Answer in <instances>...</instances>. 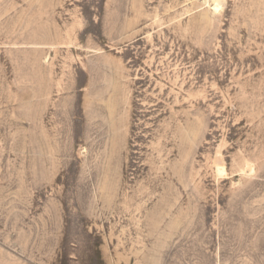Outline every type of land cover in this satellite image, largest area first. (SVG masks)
Returning <instances> with one entry per match:
<instances>
[{"label": "rangeland", "instance_id": "rangeland-1", "mask_svg": "<svg viewBox=\"0 0 264 264\" xmlns=\"http://www.w3.org/2000/svg\"><path fill=\"white\" fill-rule=\"evenodd\" d=\"M218 1L0 0V264H264V0Z\"/></svg>", "mask_w": 264, "mask_h": 264}, {"label": "bare ground", "instance_id": "bare-ground-1", "mask_svg": "<svg viewBox=\"0 0 264 264\" xmlns=\"http://www.w3.org/2000/svg\"><path fill=\"white\" fill-rule=\"evenodd\" d=\"M217 3H216V5L214 6V8L216 9V10H218L219 9V6H220V2L218 1V0H215ZM222 172L224 171V168H222V170H221Z\"/></svg>", "mask_w": 264, "mask_h": 264}]
</instances>
